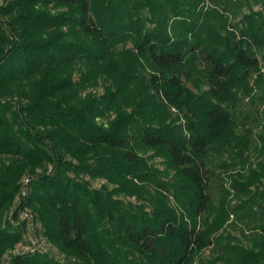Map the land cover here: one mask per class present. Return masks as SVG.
Instances as JSON below:
<instances>
[{
	"label": "trees",
	"instance_id": "trees-1",
	"mask_svg": "<svg viewBox=\"0 0 264 264\" xmlns=\"http://www.w3.org/2000/svg\"><path fill=\"white\" fill-rule=\"evenodd\" d=\"M3 17L0 216L33 174L28 204L65 259L14 264H264V130L258 148L238 107L252 75L264 100V0H5ZM251 148L247 173L215 169ZM231 216L254 224L247 246L217 236ZM15 239L0 227V259Z\"/></svg>",
	"mask_w": 264,
	"mask_h": 264
},
{
	"label": "rangeland",
	"instance_id": "rangeland-1",
	"mask_svg": "<svg viewBox=\"0 0 264 264\" xmlns=\"http://www.w3.org/2000/svg\"><path fill=\"white\" fill-rule=\"evenodd\" d=\"M5 0H0V6L4 3ZM262 7L257 5L254 7V10H260ZM247 11V10H244ZM7 18H1V23H7L5 21ZM7 26V25H6ZM5 26V27H6ZM6 34H10L9 31L5 30ZM1 47L4 46L2 41H0ZM258 58L260 60V68L261 72L264 73V51L258 53ZM264 76V75H263ZM252 79L250 84L252 85L253 91L251 96H246L245 94H240L242 101L239 102V110L242 114H247L251 117L256 119V123L258 128H255V122H251V127L253 131V144H256L259 148V139L257 138V134L260 130H264V100L258 99L256 96L258 94L257 87H255L253 81L256 78V75H252ZM77 75L74 76V79H77ZM264 78V77H263ZM264 83V80H263ZM188 87L193 88L190 82L186 83ZM204 89H207L205 86ZM104 92V86L102 81L99 80L97 85L88 87L85 90L81 91V95H86L87 93H91L94 96L100 97ZM250 97H254V103L250 104ZM16 105L22 104L24 105L26 102L24 100H14ZM22 118V117H21ZM256 150L252 148L248 150L244 157L241 160V163L235 166L234 171L232 169L225 171L224 168L215 167L218 172L222 173L223 175H231L232 173L244 171L247 173L251 168L255 167V164L259 162L262 158L259 156ZM225 160L226 162H230V158L228 154L225 153L220 158L219 161ZM65 161H71L72 163H76L75 160H72L70 157H65ZM155 164L159 167H163L159 164L160 159H156ZM239 162V161H238ZM5 164H8L5 163ZM243 164V165H242ZM53 171V168L50 164L43 162L41 168L35 170L36 173H50ZM67 174L76 180L83 181L89 185L91 189H101L103 185L106 184L104 180L101 179H90L88 176H77L72 171H68ZM33 179V174L25 173L23 174L18 181L14 183L15 192L13 199L11 200L10 204L7 206L6 209L3 210L0 216V227L3 230L9 232L10 234H15L16 239L14 240L13 245L7 247L3 250L0 264H14L13 259L17 256L21 257L23 255H47L48 257L54 259L57 262L63 263L64 256L59 252V250L52 245L48 239L45 237L43 232V227L38 220L37 215L29 206V196L31 194V183ZM110 188V186H109ZM252 192H261L264 193V178L259 180L256 185L251 187ZM125 202L131 201L134 202V199H123ZM235 205V202H232ZM254 224H249L246 222H241L240 220H235L234 216H231L229 221L225 224L222 231H220L217 236H223L226 239L229 238L233 243H239L242 246H247L248 239L252 238L255 234ZM212 257L211 251L209 249L202 252L200 255V259L209 260ZM195 264H200L198 261Z\"/></svg>",
	"mask_w": 264,
	"mask_h": 264
}]
</instances>
